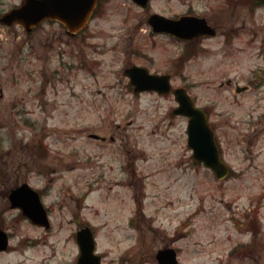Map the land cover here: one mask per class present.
<instances>
[{
    "label": "rangeland",
    "instance_id": "1",
    "mask_svg": "<svg viewBox=\"0 0 264 264\" xmlns=\"http://www.w3.org/2000/svg\"><path fill=\"white\" fill-rule=\"evenodd\" d=\"M15 2L0 0V11ZM123 3L129 8L112 0L91 24L99 48H85L81 65L68 70L62 62L77 60L44 44L56 25L32 36L0 25V229L10 235L0 264H74L73 236L86 224L102 264H157L165 246L179 264H264V13L238 65L215 45L217 57L199 53L178 65L180 45L127 29L141 19L138 11L111 15ZM130 64L170 71L172 85L209 111L226 179L192 158L187 120L172 114L171 94L132 93L123 75ZM228 74L240 85L253 74L251 90L219 89ZM40 145L51 222L44 233L17 220L6 194L16 180L42 185Z\"/></svg>",
    "mask_w": 264,
    "mask_h": 264
},
{
    "label": "flooded vegetation",
    "instance_id": "2",
    "mask_svg": "<svg viewBox=\"0 0 264 264\" xmlns=\"http://www.w3.org/2000/svg\"><path fill=\"white\" fill-rule=\"evenodd\" d=\"M15 1L16 2L13 3L12 6L8 7L4 11H0V17L2 14L10 11L11 9L20 6L23 0ZM125 1L127 2L129 8L125 6L126 3H123L120 6L117 4L113 6L111 15H116L118 12H121L122 17L126 18L132 10L138 11L141 19L127 29L130 30V32H135L137 30L149 32L154 39H157L160 42L163 41L162 44L180 45L182 52H180V55L176 57L178 65L182 63H189L199 53L208 56L213 54L217 57L218 50L215 49L214 45L218 46L222 52L220 55L222 59H234L235 57L237 64L233 65H238L241 51L254 47L256 38L254 27L257 13H264V3L257 2L256 0ZM111 2L112 0H97L88 22L79 30H72L59 21L46 19L26 34L31 36L34 35L36 30L42 25H56L59 30L53 31L51 35L44 39L45 46H54L56 51H58V55H60L62 59L75 58L77 60L78 66L76 63L73 64L67 61L62 62L64 70L79 67L81 65V63H78L79 54H83L82 51L85 48H99L98 43L91 40L92 37L90 36L91 33L89 31L91 30V24L103 16L105 10L107 13V5ZM124 23H126V19H124ZM11 27L20 29L17 25H12ZM242 46H244V48ZM225 48H230L229 50H232L231 53L224 51ZM253 56L255 57L256 55ZM133 65L136 64L126 65L123 72ZM164 73L172 76L170 71ZM124 77L127 81H129L126 76ZM236 79L237 77L234 75L230 77L228 74L227 76H223L221 78L220 83H226L225 86L227 88L236 90L238 89ZM254 80V75L250 74L246 80L247 83L243 86L246 88L244 93H248L251 90L252 82ZM128 88L133 93V89L129 84ZM96 140L105 141L106 139L104 137H100ZM110 140L112 141L113 138L111 137ZM40 157L42 159V169L40 170L39 175L42 178V185L34 186L30 184L29 181L18 183V180H16L14 183L15 185L6 194L8 198L10 192L18 188V186L23 183H27L33 190H35L40 201L43 216V226H41L40 229H42L44 233V146L41 148ZM14 211H17V215L15 216L17 217V220H24L26 223L37 227L25 216H23L20 210L14 209ZM46 211L49 214L50 209L46 207ZM46 230L48 231L49 229ZM167 247L168 246H165L163 248ZM5 252L0 251V253Z\"/></svg>",
    "mask_w": 264,
    "mask_h": 264
},
{
    "label": "water",
    "instance_id": "3",
    "mask_svg": "<svg viewBox=\"0 0 264 264\" xmlns=\"http://www.w3.org/2000/svg\"><path fill=\"white\" fill-rule=\"evenodd\" d=\"M141 2V0H134ZM262 1L264 0H257ZM96 0H23L21 6L4 14L0 23L11 25L16 23L27 32L46 18L56 19L70 29L83 26L90 16ZM153 24V21H152ZM134 86V92L156 91L159 95L169 94L171 91L169 76L149 74L147 69L134 66L125 71ZM177 107L174 115L186 117L187 146L192 151L195 161L209 168L216 179H224L229 168L220 156L215 142L214 133L210 129L206 114L197 108L183 88L173 91ZM93 137H95L93 135ZM33 195V199L28 197ZM12 207H19L33 223L42 225L43 216L40 203L34 191L26 184L12 191L9 196ZM48 220L44 210V227H48ZM75 241L80 251L77 264H100V256L94 254V238L90 228L85 227L76 232ZM7 235L0 230V250L7 246ZM158 264H178L176 252L173 249H164L156 253Z\"/></svg>",
    "mask_w": 264,
    "mask_h": 264
}]
</instances>
